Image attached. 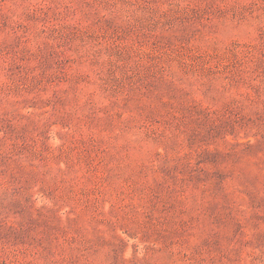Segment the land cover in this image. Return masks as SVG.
Returning <instances> with one entry per match:
<instances>
[{
	"label": "rangeland",
	"instance_id": "1",
	"mask_svg": "<svg viewBox=\"0 0 264 264\" xmlns=\"http://www.w3.org/2000/svg\"><path fill=\"white\" fill-rule=\"evenodd\" d=\"M0 264H264V0H0Z\"/></svg>",
	"mask_w": 264,
	"mask_h": 264
}]
</instances>
